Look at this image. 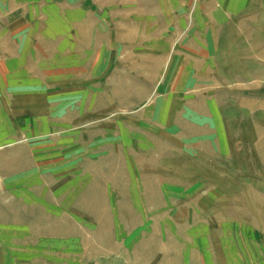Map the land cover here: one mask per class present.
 Segmentation results:
<instances>
[{
  "label": "rangeland",
  "instance_id": "374dc122",
  "mask_svg": "<svg viewBox=\"0 0 264 264\" xmlns=\"http://www.w3.org/2000/svg\"><path fill=\"white\" fill-rule=\"evenodd\" d=\"M218 2L0 0V264H264V0Z\"/></svg>",
  "mask_w": 264,
  "mask_h": 264
},
{
  "label": "crops",
  "instance_id": "0c3cea01",
  "mask_svg": "<svg viewBox=\"0 0 264 264\" xmlns=\"http://www.w3.org/2000/svg\"><path fill=\"white\" fill-rule=\"evenodd\" d=\"M220 6V11L224 13V15L219 18V20H226L228 21L232 16L235 14H238L240 12H244L246 10H249L251 8V0H219L218 2ZM219 24H215L214 26H218ZM14 28L20 29V25H17ZM8 41L7 44H21V47H17V51L15 53L19 54L17 55L16 61H11V63H7V67L11 69H19L20 66H23L24 60H25V34L20 36V31H12L8 35ZM11 49H15V46H11ZM15 58V57H14ZM14 60V59H11ZM22 60V61H21ZM6 74H8V71H5ZM3 72V73H5Z\"/></svg>",
  "mask_w": 264,
  "mask_h": 264
},
{
  "label": "bare ground",
  "instance_id": "6f19581e",
  "mask_svg": "<svg viewBox=\"0 0 264 264\" xmlns=\"http://www.w3.org/2000/svg\"><path fill=\"white\" fill-rule=\"evenodd\" d=\"M2 109V108H1ZM5 112V111H4ZM16 119V118H15ZM17 120V119H16ZM12 124V123H11ZM14 127V126H13ZM1 130V129H0ZM1 133H3V132H1ZM6 133V132H5ZM7 135V134H6ZM15 135V134H14ZM7 137V136H6ZM2 148H0V150H1ZM68 200V199H67ZM66 206V205H65ZM13 211V210H12ZM41 239V238H40ZM34 241V240H33ZM39 241V240H38ZM41 241V240H40ZM45 241H48V240H45ZM50 241V240H49ZM53 242V241H52ZM55 243V242H54ZM67 243V242H66ZM7 244V243H6ZM46 244V243H45ZM59 243H57V245H58ZM9 245V244H8ZM12 245V244H11ZM14 245V244H13ZM12 245V246H13ZM52 245V244H51ZM3 246V245H2ZM26 246V245H25ZM46 246V245H45ZM63 246V245H62ZM32 247V246H31ZM26 248H27V246H26ZM40 248V247H39ZM56 248V247H55ZM59 248V247H58ZM21 250H23L22 248H20ZM18 250V249H17ZM47 251V250H46ZM33 253V252H32ZM8 255V254H7ZM3 257V256H2ZM6 258V257H5ZM11 261V260H10ZM9 262V261H8ZM3 263V262H2ZM11 263V262H10ZM4 264H5V262H4Z\"/></svg>",
  "mask_w": 264,
  "mask_h": 264
}]
</instances>
